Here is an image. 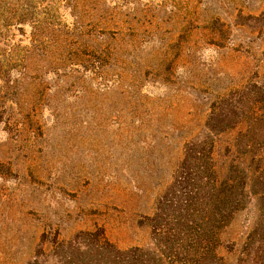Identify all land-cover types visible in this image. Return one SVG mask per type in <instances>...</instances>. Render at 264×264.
I'll use <instances>...</instances> for the list:
<instances>
[{"label": "rangeland", "instance_id": "1", "mask_svg": "<svg viewBox=\"0 0 264 264\" xmlns=\"http://www.w3.org/2000/svg\"><path fill=\"white\" fill-rule=\"evenodd\" d=\"M133 1L135 14L156 22L140 29L134 65L128 66L132 58L125 65L124 57L110 72L74 75L58 90H20L8 100L22 103L9 101L0 110V264H27L43 232L69 238L102 227L121 248L150 246L146 217L170 182L184 142L206 119L209 90L228 84L237 65L232 56L222 68L210 65L213 37L200 26L213 15L229 22L240 12L264 11V0ZM186 15L195 23L184 29L179 22ZM230 25V46L260 48L258 37ZM24 29L26 42L30 26ZM33 80L53 83L21 79ZM248 211L237 213L223 233L221 253L229 262L249 228Z\"/></svg>", "mask_w": 264, "mask_h": 264}, {"label": "trees", "instance_id": "2", "mask_svg": "<svg viewBox=\"0 0 264 264\" xmlns=\"http://www.w3.org/2000/svg\"><path fill=\"white\" fill-rule=\"evenodd\" d=\"M134 6L133 0H0V110L20 90H58L74 75L102 76L124 57L125 65L130 58L128 66L134 65L140 29L156 23L135 14ZM189 18L179 22L184 29L195 23ZM205 23L200 27L210 31L216 53L210 65L222 68L227 56L237 65L228 84L208 89L206 119L184 142L170 182L146 217L152 244L121 248L102 227L69 238L43 232L27 264H264V11L240 12L229 22L213 15ZM230 24L258 37L260 48L230 46ZM177 35L171 45L184 38ZM128 66L123 70L134 71ZM26 77L53 83L22 82ZM24 103L34 106L32 99ZM246 210L249 228L232 263L221 253L223 233Z\"/></svg>", "mask_w": 264, "mask_h": 264}]
</instances>
